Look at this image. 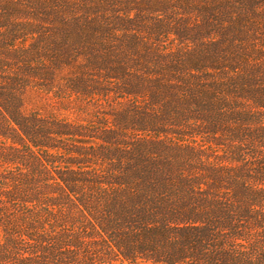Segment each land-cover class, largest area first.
<instances>
[{
    "label": "trees",
    "instance_id": "16d2710c",
    "mask_svg": "<svg viewBox=\"0 0 264 264\" xmlns=\"http://www.w3.org/2000/svg\"><path fill=\"white\" fill-rule=\"evenodd\" d=\"M128 2L0 0V264H264V63L227 45L264 0Z\"/></svg>",
    "mask_w": 264,
    "mask_h": 264
},
{
    "label": "rangeland",
    "instance_id": "374dc122",
    "mask_svg": "<svg viewBox=\"0 0 264 264\" xmlns=\"http://www.w3.org/2000/svg\"><path fill=\"white\" fill-rule=\"evenodd\" d=\"M132 2L131 5H129L128 8H130L132 16H134L135 14H142V15H148V13H151L152 11H158V14L160 13V10H162L161 16H158L156 14H152V16L148 15L149 18L154 19L155 21H165V16H164V12H169L171 13V19L170 21L174 23L175 20L179 19L180 21H176V26L177 23L181 24L182 21L185 22L186 26L188 27V30L190 29H194V27L196 26L197 22L200 21V17L199 14L192 12L191 10L198 8L197 5L199 4H203L204 0H186L185 2L183 0H129V2ZM180 1L183 2L184 5H186V2L189 1V4H191L192 6L190 8L187 9V14L184 15V11H180L177 7L176 10H174L173 6H175L176 2ZM221 1H231V2H236L238 0H221ZM128 2V3H129ZM159 3H163L165 4L166 9H163L162 7H159ZM162 8V9H161ZM255 15H257V19L251 20V23L253 22L254 24H257V26H261L260 30H256L251 27H249V24H247L246 28L244 27H238L237 29L241 32L242 34H244L243 36V40L242 42L239 39H232L231 42L227 45H231V46H240L243 47L247 50H249L250 48L253 47V49H255V51H257L256 53H248V52H244L241 54L240 58H237L236 56L229 54L230 57H232L233 59L236 60L237 65L239 66V70L242 67V64L244 61L245 63L247 61L252 62L253 59L260 57V60L262 61V63H264V19L261 18V14L264 13V4L262 5H258L257 8L255 7L254 9ZM184 15V16H183ZM260 17V18H258ZM153 23V22H152ZM173 26V25H172ZM216 26V23H215ZM223 28L228 29V26H222ZM256 32V33H255ZM191 33V32H190ZM195 33V32H194ZM215 40L212 41H218V39H220L221 36H219L218 32H215ZM162 44L164 47H174L175 45H177V42H175V40L171 37V36H167V35H163L162 38ZM229 45V46H230ZM245 50V51H247ZM228 56V58H230ZM72 72L76 73L77 70L74 69L72 70ZM263 74H264V70H263ZM262 88H264V82L262 85ZM260 89V88H259ZM234 94V98L235 96L237 97V100L234 99L235 102H237L235 108H236V112L238 113H244V112H249L248 114L253 113V116L256 114H260L262 113L261 111L259 112V109L253 108L254 104H250L249 101H244V95L241 93H233ZM216 97H218V93H215ZM224 95H227V93H225ZM229 96V95H227ZM72 97V101L69 105L70 110L68 111L67 114H65L64 118L66 120H71V121H76L77 119H82V120H86L85 117H83V115H80V111H81V107H80V98L75 94ZM118 97H121V95H117L115 96L114 94H110L107 98L106 97H97V100L101 101V105H100V109L99 112L100 113H107L109 110L111 111H115V110H120L121 108L124 107L125 103L123 101H121L120 99H117ZM89 104V102H86ZM231 104V103H230ZM55 105V104H54ZM63 106V105H61ZM239 106L241 107L239 109ZM233 107V106H232ZM85 112L87 115H92L95 113V110L93 108H85ZM64 114V113H63ZM96 115V113L94 114ZM239 122L246 124V128H251L253 127V123L258 122L256 120H240ZM260 122L262 123V127H264V119H260ZM249 140V142H251L253 140H250V138H247V141ZM253 145H258V142H254ZM259 146V145H258ZM244 147V146H243ZM249 148H250V144H249ZM222 148H216L217 151L221 150ZM257 151L259 152V154L264 156V149H257ZM247 156L249 158H251V156H255V154H252V152L247 151Z\"/></svg>",
    "mask_w": 264,
    "mask_h": 264
}]
</instances>
